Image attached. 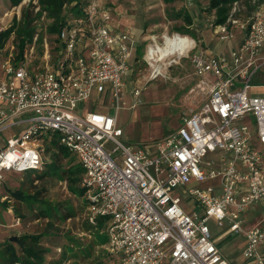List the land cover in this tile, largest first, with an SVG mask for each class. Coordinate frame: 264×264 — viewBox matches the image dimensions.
<instances>
[{"label": "built area", "instance_id": "built-area-1", "mask_svg": "<svg viewBox=\"0 0 264 264\" xmlns=\"http://www.w3.org/2000/svg\"><path fill=\"white\" fill-rule=\"evenodd\" d=\"M87 1L85 17L61 31L55 49L46 40L37 64L38 36L22 60L15 46L1 60L0 191L10 174L42 170L45 144L57 135L84 170L90 222L108 219L110 252L121 264H230L210 221L219 227L228 221L230 232L244 233L246 263L264 264V215L251 226L244 220L264 206V95L250 93L264 71V0H250L255 8L248 21L240 19L243 3L237 2L225 24H213L221 42L241 32L243 41L229 55L199 50L188 35L150 36L144 60L153 78L159 64L160 73L190 59L196 82L189 94L197 103L152 147L120 140L119 112L137 40L113 28L114 14L102 0ZM105 93L114 114H78L81 103ZM208 180L218 183L190 188ZM177 188L189 194L186 205L173 195ZM199 206L203 216L194 210Z\"/></svg>", "mask_w": 264, "mask_h": 264}, {"label": "rangeland", "instance_id": "rangeland-1", "mask_svg": "<svg viewBox=\"0 0 264 264\" xmlns=\"http://www.w3.org/2000/svg\"><path fill=\"white\" fill-rule=\"evenodd\" d=\"M38 1L25 0L21 6L12 8L9 0H0V32L10 28L15 18L20 21L26 7H31L36 15L40 11ZM210 1L102 0V3L105 7L111 8L114 14L113 28L132 33L137 40L138 48L146 50L153 44L150 36H157L160 40V36L165 32L188 35L182 32V29H185L189 31V36L193 35L192 38L196 40L198 46L213 51L221 41L213 27L217 17L215 11L209 9ZM242 7L240 19L248 21L254 9L246 3H243ZM186 17L192 18V25H188ZM50 23L51 21L43 15L36 24L44 40L43 44L40 42L37 44V58L35 55L34 64L38 63V58L43 53L46 40L50 48H56L54 38L48 34ZM234 34L232 40L222 43V50L220 53L215 52V56L229 55L238 49L242 35L239 30H235ZM13 46L16 47L14 37L7 44L8 52L0 55V63L6 59ZM52 51L56 53L55 50ZM159 66L161 64L156 67L158 77L154 79V68L150 67L144 58H139L138 54L137 58L129 63L130 70L125 78V96L119 112V126L124 131L120 140L126 145L154 146L157 141L175 132L181 126L184 116L197 105L189 94L196 82L190 59H184L160 73ZM260 76L252 85L264 86V76ZM237 85L241 88L244 83L237 81ZM253 89L250 93L254 92ZM261 93H264V90H261ZM92 110L111 114L116 111L107 93L102 97L94 94L88 104L81 103L78 114L84 115ZM250 129L254 131L253 128ZM46 149L45 147V162L48 164L57 162L61 167L60 172L53 171L51 175L44 176V171L48 170V166L44 165L40 171L12 173L0 191V252L9 244L20 251L19 244L11 242L10 239L17 237L20 240L24 236L34 235L40 236L39 245L47 252L44 264H121L120 257L110 252L107 224L100 228L90 222L87 191L84 197L79 196L80 193L75 195L69 188V182L65 180L66 171L75 172L80 169L77 156L75 154L66 156ZM54 153H57V156L53 157ZM211 158V154H208L205 160ZM40 175L44 176L41 180L38 179ZM217 183V180L194 181L190 188L207 189ZM184 189H175L173 195L180 197L186 205L190 197L189 194L183 193ZM19 190L31 198L25 201L17 199L14 193ZM191 205L194 206L193 202ZM256 208V211L250 210L249 214L244 216L246 226L264 215L263 205ZM194 210L203 213L200 206ZM64 214L68 216L65 218ZM18 221L20 225L16 226ZM209 226L217 246L226 259L231 264H247L244 255L247 245L245 234L229 233L228 221L224 222L223 227L210 221ZM260 255L264 256V248L260 250ZM163 264H170V261L166 260Z\"/></svg>", "mask_w": 264, "mask_h": 264}, {"label": "trees", "instance_id": "trees-1", "mask_svg": "<svg viewBox=\"0 0 264 264\" xmlns=\"http://www.w3.org/2000/svg\"><path fill=\"white\" fill-rule=\"evenodd\" d=\"M12 8L21 6L25 0H9ZM167 1V0H165ZM40 11L35 15L31 7H26L23 9L22 18L17 20L15 18L13 25L0 32V50L6 48L9 40L14 37L16 42V52L17 60H22L25 51L32 46L34 39L38 36V42L43 44V36L38 32L39 28L37 23L41 20L43 15L46 16L51 23L48 25V34L54 38V43L59 42V34L61 31L70 26V23L74 21L83 19L85 17L86 7L88 4L87 0H39L38 1ZM241 2L249 5L251 9H254L255 6L251 3L250 0H211L209 9L215 11L216 13V25H223L228 21V18L231 14L232 8L235 3ZM188 25H192V18L186 17ZM184 34H190L189 31L182 29ZM192 34V33H191ZM43 35V34H42ZM193 37V35H192ZM43 47V46H42ZM44 48V47H43ZM139 58L143 57V48L138 49ZM46 150L57 151L63 155H72L67 149L60 147L58 144V136L54 135L53 138H50V141L45 144ZM57 153H54L55 157ZM48 166V170L44 171V176H49L53 171L60 172L61 167L57 162H52L50 164L45 163ZM80 169L73 171L65 172V180L69 182V188L72 193L75 195L83 196L86 194V189H84L82 184V178L84 175V170L78 162ZM43 175L38 178L39 180L44 177ZM72 177V178H71ZM14 196L22 201L31 198L30 195H23L22 191H16ZM87 205L89 202L87 200ZM68 214H64L66 218ZM108 223L106 218H98V226L104 228ZM40 236H24L22 237L18 244L20 246V251L12 244H9L7 247L3 248L0 252V264H44V260L47 252L42 249L39 245Z\"/></svg>", "mask_w": 264, "mask_h": 264}, {"label": "crops", "instance_id": "crops-1", "mask_svg": "<svg viewBox=\"0 0 264 264\" xmlns=\"http://www.w3.org/2000/svg\"><path fill=\"white\" fill-rule=\"evenodd\" d=\"M119 30V29H118ZM240 32V31H239ZM216 34V33H215ZM240 34H241V32H240ZM242 35V34H241ZM189 36V35H188ZM217 36V35H216ZM161 37V36H160ZM189 37H191V39H193L192 38V36H189ZM218 37V36H217ZM219 38V37H218ZM220 39V38H219ZM195 42H196V40L195 39H193ZM243 41V38H242V40H241V42ZM222 43H225V42H221L220 43V45H218L213 51H211L209 48H204V47H202L201 45H199L198 46V43L196 42V44H197V46H198V49L200 50H205L206 52H208L209 54H211V55H214L215 54V52L216 53H220V51L222 50ZM241 44V43H240ZM140 48V47H139ZM138 46H137V53H138ZM146 52V50L143 48V54L145 55V52ZM213 52V53H212ZM144 55H143V57L142 58H144ZM136 58H137V54H136ZM260 75H263L264 76V71H262L261 73H259V75L254 79V81H257V79L258 78H260L261 76ZM253 87H254V92H252L253 94H263L264 95V93H261V90H264V86H260V85H253ZM251 91H252V89H251ZM187 115V114H186ZM185 115V116H186ZM184 116V117H185ZM215 222V221H214ZM216 223V222H215ZM253 223V221L251 222V224ZM249 226H251V225H249ZM212 230V229H211ZM228 232L229 233H232V232H230L229 230H228ZM227 232V233H228ZM226 233V234H227ZM226 234H224L223 235V237H225V235ZM221 237V236H220ZM219 239V238H218ZM215 242H216V244H217V241L215 240ZM230 262V261H229ZM231 264V263H230Z\"/></svg>", "mask_w": 264, "mask_h": 264}, {"label": "water", "instance_id": "water-1", "mask_svg": "<svg viewBox=\"0 0 264 264\" xmlns=\"http://www.w3.org/2000/svg\"><path fill=\"white\" fill-rule=\"evenodd\" d=\"M11 240V242H16V243H18L19 242V239L17 238V237H13L12 239H10Z\"/></svg>", "mask_w": 264, "mask_h": 264}]
</instances>
